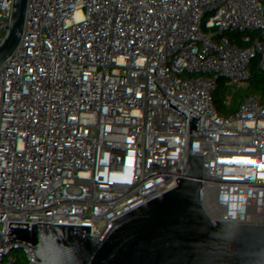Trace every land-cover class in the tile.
<instances>
[{
    "label": "built area",
    "instance_id": "1",
    "mask_svg": "<svg viewBox=\"0 0 264 264\" xmlns=\"http://www.w3.org/2000/svg\"><path fill=\"white\" fill-rule=\"evenodd\" d=\"M47 1L0 0V57ZM97 2L108 56L76 41ZM233 184L264 185V9L246 0H58L0 80V264H139L121 233L148 264H264V242L234 259L212 227L170 241L175 212L225 210Z\"/></svg>",
    "mask_w": 264,
    "mask_h": 264
},
{
    "label": "trees",
    "instance_id": "2",
    "mask_svg": "<svg viewBox=\"0 0 264 264\" xmlns=\"http://www.w3.org/2000/svg\"><path fill=\"white\" fill-rule=\"evenodd\" d=\"M82 14L87 15L91 19L96 34L89 40L81 41V46L86 48L89 54L99 53L100 55L108 56L112 49L113 41L105 25L103 6L97 2L91 14H87V12H82ZM88 42H90L91 46L89 48L87 46ZM200 178L201 177H196L195 179ZM261 186L264 185H259L257 188ZM244 202L249 203V208L247 209V214L244 219V228L240 229L236 218L240 215L241 206ZM234 217H236L235 220ZM263 223L264 190L249 195L245 193V190L237 192L229 188L227 191V208L221 210L205 201V209L200 216V220L197 222L192 220L185 225V233L182 235L181 246L187 245L193 234L199 229L194 231L191 229V225L196 224L201 226L200 228L212 227L217 231L229 256L236 259L243 255L253 254L263 244ZM181 227V220L174 222L173 219H171V223L168 226V233L175 234L176 236Z\"/></svg>",
    "mask_w": 264,
    "mask_h": 264
},
{
    "label": "water",
    "instance_id": "3",
    "mask_svg": "<svg viewBox=\"0 0 264 264\" xmlns=\"http://www.w3.org/2000/svg\"><path fill=\"white\" fill-rule=\"evenodd\" d=\"M249 3L256 5L257 7L264 9V0H246ZM58 0H48L44 6L42 12L40 13L38 20L35 21L23 34L18 38L17 42L12 44L0 57V80L3 75L18 57V55L23 51L25 45H27L37 34V32L42 27V23L47 21L53 12ZM109 208V207H108ZM108 213V210H107ZM121 241L133 247L134 249L140 251V261L139 264L152 263L153 251L142 246L141 244L135 242L131 238L123 235L121 233Z\"/></svg>",
    "mask_w": 264,
    "mask_h": 264
},
{
    "label": "rangeland",
    "instance_id": "4",
    "mask_svg": "<svg viewBox=\"0 0 264 264\" xmlns=\"http://www.w3.org/2000/svg\"><path fill=\"white\" fill-rule=\"evenodd\" d=\"M77 41V43L79 44V45H81L80 44V42L81 41H83V40H76ZM84 41H86V40H84ZM110 53H111V51L109 52V54L108 55H110ZM203 167V166H202ZM194 167L193 166H191L190 168H189V166H179V169L180 170H182V171H184V172H187V171H190L191 172V169H193ZM204 168V167H203ZM189 172V177H191V178H196V177H194L191 173ZM230 189L231 190H233V191H235L236 189H235V185L233 184V185H231V187H230ZM245 190V193L246 194H249V195H253V194H256V193H258V192H261V191H263L264 190V186H261L260 188H257V186H255V185H252L250 188H246V189H244ZM208 193L206 194V199L208 198ZM235 218L236 217H234V220H235ZM172 219H173V221L175 222V221H177V220H181L182 221V227L180 228V230H179V232H181V233H185V229H184V227H185V225H187L188 223H189V221H185V220H183L184 219V214H182V213H174L173 214V216H172ZM200 220V216L199 217H197L196 219H194L193 221H199ZM201 226H198V225H196V224H193V225H191V229L192 230H197L198 228H200ZM188 228V227H187ZM187 228H186V230H187ZM187 232V231H186ZM169 238H170V241H171V243L174 245V246H181V243H182V241H180L179 239H177V236H175V234H169Z\"/></svg>",
    "mask_w": 264,
    "mask_h": 264
}]
</instances>
